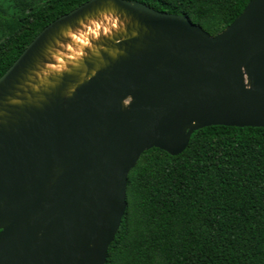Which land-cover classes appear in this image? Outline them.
Returning a JSON list of instances; mask_svg holds the SVG:
<instances>
[{"label":"water","instance_id":"1","mask_svg":"<svg viewBox=\"0 0 264 264\" xmlns=\"http://www.w3.org/2000/svg\"><path fill=\"white\" fill-rule=\"evenodd\" d=\"M109 5L130 20L127 38L102 42L119 54H100L91 76L86 58L84 81L74 72L30 90L60 31ZM209 126L264 128V0L214 36L130 0L56 18L0 77V264H104L140 155L176 156Z\"/></svg>","mask_w":264,"mask_h":264},{"label":"trees","instance_id":"2","mask_svg":"<svg viewBox=\"0 0 264 264\" xmlns=\"http://www.w3.org/2000/svg\"><path fill=\"white\" fill-rule=\"evenodd\" d=\"M88 0H12L0 9V77L49 23ZM182 15L209 35L250 0H130ZM104 264H264V128L209 126L176 156L143 152Z\"/></svg>","mask_w":264,"mask_h":264},{"label":"bare ground","instance_id":"3","mask_svg":"<svg viewBox=\"0 0 264 264\" xmlns=\"http://www.w3.org/2000/svg\"><path fill=\"white\" fill-rule=\"evenodd\" d=\"M129 21L127 17L109 5L86 15L72 26L63 28L34 67L31 76L35 84L29 89L34 91L40 87L52 88L62 74L74 72H82L78 77L84 81L83 73L86 72V68L83 62L88 57L96 59L95 68L89 73L90 76L93 75L100 66L98 64H102L100 54L105 53L110 58L119 54L116 49L104 46L103 40L106 41L115 36L127 38L125 27L129 25ZM134 35L130 33L129 37Z\"/></svg>","mask_w":264,"mask_h":264},{"label":"rangeland","instance_id":"4","mask_svg":"<svg viewBox=\"0 0 264 264\" xmlns=\"http://www.w3.org/2000/svg\"><path fill=\"white\" fill-rule=\"evenodd\" d=\"M0 9H2L3 11H5L8 14H17L18 10L17 8L14 6L12 0H0ZM1 36V34H0ZM31 77H29L28 79H30ZM30 80L34 81L33 78H31ZM31 84V86L34 84H32V82H27L26 86L28 87V85Z\"/></svg>","mask_w":264,"mask_h":264}]
</instances>
